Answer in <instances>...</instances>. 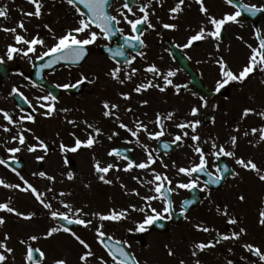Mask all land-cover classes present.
I'll list each match as a JSON object with an SVG mask.
<instances>
[{"label": "flooded vegetation", "instance_id": "1", "mask_svg": "<svg viewBox=\"0 0 264 264\" xmlns=\"http://www.w3.org/2000/svg\"><path fill=\"white\" fill-rule=\"evenodd\" d=\"M123 3L124 0H114L110 7V14L117 16L121 20V23L116 27L124 30L123 35L119 33V38H123L126 35H135L131 31V27L119 15L118 10L121 9ZM139 3L149 5V20L155 27L139 26L138 33L144 40L145 46H141L137 54H134L133 50L125 51L128 59L130 60L134 57V61L131 64L128 62L117 64L100 55L98 52L99 48L107 45L106 40L102 37L99 38L97 46L98 55L108 61L112 65V69L121 68L120 79L123 80V83L114 80L113 84L118 83L120 87L114 90L113 94L123 101H85L82 97L87 94L88 88L86 82H83L84 90L79 97L73 98L65 94L63 96L65 101L55 102V105L60 103L63 105L62 109H68V111H62L60 115H55L54 112L47 117L43 115L46 109L40 108L39 105L40 103L48 102L38 98L47 96L48 93L32 84L28 79L29 74L41 60L38 57L55 43L52 33L44 26L47 24L56 36H60L66 32L64 28L70 17L78 16L79 19L80 16L64 0H44V8L40 18L34 16L26 17L22 21L21 18L16 16H10L7 19L0 17V29L3 27H15L18 34L24 35L28 39L39 35L45 41L43 47L37 46L36 53L30 54V58L17 55L13 60L9 61L5 57V63L0 65V109L9 112L16 122L15 125H8L3 118L2 112H0V126L10 128V131L5 132L3 127H0V159H4L7 162L6 165H0V179L11 183L16 182L19 185L23 184L25 180L29 184H31L29 181L34 180V182L40 181L52 185L53 179L50 180L48 177H53V175L50 171H46L45 165L52 160L54 154H60L68 165V170L73 174V178L68 179V182L71 180V184L84 185L94 179L100 180L99 177L104 174L96 172L95 167L84 171L80 166H77V156L83 155V161L84 159L90 163L99 161L101 167H105L108 164L119 165L121 170L112 169L105 175V179L111 180L112 183L110 185L112 186L113 184L116 185V182L122 185L124 180H131L132 183L128 188L130 192L132 190L133 192L135 191L133 182L138 187H141L135 191L140 193L138 204L141 200L142 207L148 210V203L141 197L153 194L148 191L152 185L145 186L140 181L151 180L153 178L151 172L154 169L162 175H167L172 180L174 191L170 198L173 201L174 211L171 218L158 221L159 225L157 227L151 226L148 231L142 233V236H133V234L128 233L129 238L133 236L130 238L129 251L139 261V264H180L181 260L185 264H195L197 259L201 261V264H227L228 260H232L234 264H261L259 259L249 253L242 245L251 243L259 246L264 251V226L258 223L259 211L264 209V182H261L254 172L245 170L237 165L233 158L221 156L217 160L211 155V152L213 151L212 143L214 141L217 145H224L226 150L235 151L237 157L253 160L264 171V141L258 142L259 132L256 135L251 134V129L264 127V118L257 114H251L246 118L242 117L245 108L254 109L256 113L264 111V72L257 70L243 83L231 82L221 89L220 92L215 90L217 82L221 79L220 68L216 61L223 59L230 70L238 73L248 63L250 49L247 45L258 46L255 36L256 31L259 30L261 34H264V18L257 20L255 26L245 22L246 27H237L236 30H244L245 33L228 34L229 24H226L222 29L219 50L216 48L217 41L211 38L193 42L192 47L184 48V43L181 40L183 28L181 27L182 22L179 13L170 12V9L176 6L178 0H139ZM196 4V0H185L183 9L191 8ZM4 6L13 8L28 6L31 11H34V6L28 0H0V7ZM197 6L200 7L199 4ZM134 12L136 15L132 16L129 14V19H136L142 16V13L136 7H134ZM173 16L175 17L174 19L171 18ZM21 21L24 23L26 31L18 27ZM206 21L208 20L206 19ZM164 23L174 24L176 28L174 30L165 29L163 28ZM211 29L212 27L206 28V30ZM248 31H252V33H247ZM97 32L99 33V31ZM197 32L196 28L191 29L192 34L190 37ZM238 37H242V39ZM149 38L154 40L155 47L159 49L156 53L158 60L153 53L150 54L148 50H145L149 45ZM14 43L12 33L0 30V56H4L7 46ZM171 45L177 47L180 57L184 58L182 62L188 64L191 74L173 60L170 50ZM18 47L26 46L18 45ZM141 52L144 53L143 57L139 55ZM47 58L45 57L44 59ZM157 62L163 63V65L156 66L160 70V74L157 75L145 71L146 68ZM62 69L70 72V70H80L81 67H63ZM132 69H137L138 71L135 74H131ZM168 71L175 72L174 76L169 77L172 85H166L163 78ZM56 72L45 73V79L48 83L57 85L76 84L82 79L80 75L76 80L64 79L57 81L54 79ZM129 75H131L130 79ZM69 78L73 79L74 75L72 74ZM100 80V83L104 85L103 79L100 78ZM149 81L160 87L142 88L140 92L135 91L137 86L147 85ZM173 85L179 86V92ZM13 88H16L18 93H23V97H26L27 100L25 101L18 93H13ZM161 88L164 91H161ZM104 90L103 93H111L109 87ZM122 94H127L130 98L124 99ZM17 96L21 98V101H15L18 98ZM200 97L206 99V107L203 106ZM144 101H147V103H143ZM105 102L110 105H118V108L113 110L114 115L112 117L103 115ZM193 107L199 109L196 116L191 115ZM128 109H131V111H128ZM158 113L161 117H166L168 113L174 114L172 120L163 119L165 135L161 137L160 141L149 139L144 132L139 134L141 144L147 145L148 150H157L154 153V155L159 157L157 162L151 166V169L123 171L127 162L121 157L109 155V152L113 149H118L137 163L145 161L147 153L140 144L135 143L136 138L132 137L125 129H121L119 124L122 122L129 128L135 129L136 124L142 121L148 126L149 131L156 132L159 131V128L154 121ZM27 114L33 115L35 122L26 119L21 122L20 117ZM117 116L119 119L116 118ZM59 117L62 118L59 125H62L63 136L60 139L57 138L59 145L55 148L53 140L54 121ZM70 120L76 121V124L69 123L68 121ZM195 120H200L195 134L201 137L199 143L205 151L208 171L216 175V167L219 166L223 169L225 165L228 166L230 171L225 174V178L219 184L209 185L207 191L201 192L197 189L192 192L193 197L191 200L195 199V204H190V210L186 211L185 215H181L182 203L190 199L191 192L175 188L178 182H187L189 179L183 174H178L177 169L179 167H190L194 163L198 164L199 156L194 153L191 147L194 142L190 138H185L182 143H173L174 136L181 132L180 129L175 127V124ZM88 124L100 129L101 134L95 136L93 128H89ZM237 128L240 131H236ZM185 131L189 132V136L193 134L191 129H186ZM245 131L249 132L248 136L244 135ZM18 132L25 137L24 145H20L18 140L13 141L12 139L17 136ZM113 132L118 133V135L112 136ZM90 134L95 136L97 141L93 147L82 146L74 153L61 150V143L72 147L76 138L86 141ZM109 136H112V139H109ZM232 136H236L238 141L234 149L231 147ZM37 137L39 140L44 141L47 146L46 149L39 145ZM126 141L132 142L126 143ZM205 141L207 143H204ZM163 143L174 145L169 155L165 154V149L162 147ZM29 145L36 146V151L29 152ZM15 147H19L21 151L13 156L7 149ZM170 148L172 147L170 146ZM39 157H43V159H38ZM12 161L22 164L23 170L21 172L14 171L10 165ZM32 161L34 165H30ZM164 165H167V167H164ZM30 166L32 167L29 168ZM28 169H31L29 173ZM39 173H44L45 175L40 176ZM233 173H239V175H233ZM195 175L200 176V187L202 188L203 181L207 180L208 177L204 174H194L193 178H195ZM21 176H23V180L20 179ZM135 176L139 177L140 181L134 179L133 177ZM124 195L125 199H127V193ZM240 195L245 197L244 201L238 199ZM128 199H131L129 195ZM127 206V216L132 218L134 216V211L132 210L133 199H131V203L128 201ZM151 206L156 208L157 211H161L163 202L154 200L151 201ZM218 208L220 211H217ZM225 208L231 216L238 219L239 222L237 224L231 225L227 223L228 217L222 214ZM5 213L7 212L0 211V216L5 217ZM8 214L10 216H8L6 222L8 221V227L14 230V221L9 219L14 216V213ZM198 224L209 227L211 231L207 233L198 231L195 227ZM163 226L164 229L161 233L160 229ZM82 228L81 226L79 229ZM240 228H245L247 234L242 235L239 241H221L214 248L198 252L197 256L192 255L194 244L199 242L215 243L219 238L217 233L231 234L232 231L239 232ZM71 232H66L67 237H70L68 235ZM104 232L109 234V230ZM21 241H25V243H16L19 246L15 249H23L25 251L28 246H35V241L31 240L30 237H25ZM131 243H135L142 248L143 256L133 250ZM93 246L98 247L100 250L102 249L98 239L97 242H94L92 248ZM169 249L173 251L174 255L170 256L168 254ZM241 257L246 259H241ZM104 260L115 264L111 259L106 258ZM92 261L98 264L99 258H94ZM166 261H172V263H166ZM5 264L14 263L10 262L8 258ZM22 264H27V261L23 259Z\"/></svg>", "mask_w": 264, "mask_h": 264}, {"label": "snow or ice", "instance_id": "2", "mask_svg": "<svg viewBox=\"0 0 264 264\" xmlns=\"http://www.w3.org/2000/svg\"><path fill=\"white\" fill-rule=\"evenodd\" d=\"M30 4L34 6V11L29 12H22V15L27 17H36L40 18L42 16V10L44 8V0H28ZM64 2L67 3L70 7L74 8L75 11L79 14L80 18L77 21V26L75 28H72L65 32L63 35L56 36L53 30L46 24L44 27L48 29L49 32L52 33V38L55 41V43L47 49L42 55L38 57V59L43 60L45 57H51L47 63V65H44L42 67H51L53 64L59 63L60 61H70L71 63L75 64L79 61L83 60L84 57L87 54V46L92 45L96 42L97 39L103 38L105 40L110 39L111 37L117 35V32H119L121 35H123V29L116 27L121 23V20L117 18L115 15H111L108 11L110 0H64ZM77 3L82 4L85 9L88 10V13H90V16H85V13L81 11L79 7H77ZM196 3L200 5V12L203 13L205 16H207L208 23L212 25L211 30H206V27L202 26L200 30L192 35L188 42L183 45L184 48H190L193 45V42L201 41L206 38H211L213 40L217 41L216 48L219 50V41L221 40V32L223 27L231 23H239V17H241L242 12H247L251 15H256L257 13L264 12V7H259L257 5H249L245 3H237L236 0H225V3L230 5L231 7L235 8L236 11L234 13H226L222 18L217 19L213 15H209V9L205 6L204 0H196ZM185 4V0H178V3L175 7L170 9L171 13H179L183 11V5ZM134 7L139 9V12L142 13V16L136 19H129V14L132 16H135L136 13L134 12ZM149 5L148 4H141L139 3V0H124V3L122 4L121 9L118 10L120 17L123 18V21L126 22L130 27L132 33H138L139 32V26L146 25L147 28H154L155 26L150 22L149 20V11H148ZM0 17L7 19L8 17V9L7 6L0 7ZM171 18H175L174 16ZM18 27L24 31H26L24 23L21 21L18 24ZM95 27L96 29H99V33L97 31H93L92 28ZM163 28L165 29H175L176 25L174 24H168L164 23ZM6 33H12L14 37V44H9L7 46V50L4 54V56H0V65H3L5 63V57L7 60L11 61L13 60L17 55H22L23 57L30 58V54H35L37 51V46L43 47L45 45L44 39H42L39 35H36L32 37L31 39L26 38L24 35L17 33V28L12 27H3L0 29ZM81 34H85L84 36H81ZM256 39L258 41V46L253 47L251 44L247 45V47L250 49V55L248 58V63L243 66V68L238 72L235 73L232 70L228 68L227 63L223 59L217 60V64L220 68V75L221 79L216 84V92H220L221 89H223L226 85H228L231 82H239L243 83L245 80H247L255 71L259 70L260 72H264V34H261L259 30L255 33ZM239 39H242V37H238ZM124 45L130 46L132 48H135L137 45L145 46L144 40L141 38L140 34L135 35H126L123 36ZM18 45H24L26 47H18ZM179 47V46H178ZM110 52H112L113 56H123L124 51L122 48H117L115 51L112 49H109ZM141 57H143L144 53H139ZM134 61V57L130 60H128V63L131 64ZM138 71L137 69H132L131 74H135V72ZM145 71L153 74H160V70L153 64L150 65L148 68L145 69ZM120 73L121 68L116 67L115 69H112L109 71L108 75L112 77L114 80H118L119 82L123 83V80L120 79ZM175 75V72L168 71L166 75H164V81L166 85H172V81L169 79V77H172ZM131 78V75H129V79ZM86 77H82L80 83H83L84 80H86ZM78 84H64V85H57V87H63L64 89H69L73 87H77ZM149 87H157L159 88V85L152 84L151 81L147 85H140L135 88L136 92H140L142 88H149ZM177 89V92H179V86L173 85ZM161 91H164L163 88L160 89ZM13 93H18V90L16 88L12 89ZM25 101L27 100L26 97H23V93H18ZM124 99H129L130 97L127 94H122ZM39 100L46 101L48 103H40L39 107L46 109V111L43 113V115L51 116L55 111V102L57 100L56 96L52 95L51 93L47 96L39 97ZM201 101L203 102V106H207V101L204 97H200ZM143 103H147V101H144ZM105 111L103 115L105 117H112L114 115V109L118 108V105L112 104L110 105L108 102H105L103 105ZM61 111H68V109H62ZM128 111H131V109H128ZM199 109L196 107H193L191 109V115L196 116L198 114ZM0 112L3 114V118L7 121L8 125H15L16 122L13 120V116L9 114V112L4 111L0 109ZM251 114H257L261 118H264V111H260L258 113L255 112L254 109L245 108L242 113V117L246 118ZM173 113H168L166 117H161V115L158 113L157 118L154 121V123L158 126L159 131L151 132L148 129V126L144 124L142 121L138 122L136 124V128H129L126 124L120 123L119 127L121 129H125L127 132L130 133V135L135 139L136 144H140L141 147H143L147 153L146 160L143 162H135L132 159H130L127 155H124L121 153L118 149H113L111 152H109V155L111 156H118L124 159L127 163L126 166L123 168V171L130 172L133 169H140V170H147L151 169V166L157 162V159L159 158L158 155H154V153L157 152L156 149L148 150L147 145L141 144V141L139 139L140 132H144L148 135L149 139H154L157 141H160L161 137L165 135V128L163 124V119L172 120ZM119 119V117H116ZM35 122V118L31 114H27L26 116H21L20 121L24 120ZM71 124H76V121L70 120L68 121ZM87 124V122H85ZM200 124V120L195 121H184L179 122L175 124V127L180 129V134H176L173 139V143H182L185 138H190L194 144L191 145L193 148V151L195 154L199 156V163H194L190 167H179L177 169L178 174H183L187 176L189 179L187 182H178L175 185L176 189H185L189 192H195L197 189L199 191L204 192L208 190L209 185H217L225 178V174L230 171L227 165L221 169L219 166L216 167V175H213L212 172L208 171V161L206 159L205 151L200 146L199 141L201 140V137L198 134H195L197 131V128ZM89 128H93V131L95 133V136H99L101 134L100 129L94 128L93 125L88 124ZM3 127V131L8 132L10 131V128L7 126H0ZM186 129H191V132L193 133L191 136H189V132L185 131ZM236 131H240L239 128L236 129ZM257 132H259V140L264 141V127H261L259 129L253 128L251 129V134L256 135ZM118 135V133L113 132L112 136ZM245 136L249 135L248 131L244 132ZM95 136L89 135L88 139L86 141H81L79 138H76L75 144L72 147H68L64 145L63 143L60 144V148L63 152H77L82 146L91 148L93 145L97 142L95 139ZM112 136H109V139H112ZM13 141L18 140L20 145L25 144V137L23 134L19 133L17 136H14ZM39 141V145L46 149V145L44 144V141L39 140V138H36ZM132 141H126V143H131ZM237 137L232 136L231 137V147L234 149L237 146ZM204 143H207L205 141ZM163 149L167 150L170 145L168 143L162 144ZM213 151L211 152V155L214 156L217 160L220 159L221 156L224 157H231L234 159L235 163L239 165L241 168L254 172L258 179L261 182H264V171L261 170V168L258 167V165L251 159L245 160L243 157H237L235 151L226 150L224 145H217L214 141L212 143ZM8 152L11 154L18 153L21 151L19 147L10 148L7 149ZM29 152L36 151V146L29 145L28 146ZM38 159H43V157H39ZM162 162V161H161ZM6 161L4 159H0V165H6ZM95 171L98 173H103L104 175H101L99 179L103 181L105 184H111L112 181L105 179V175L109 173L112 169H116V171H120L119 165L116 164H108L105 167H101L99 161H97L94 165ZM164 167H167V165H164ZM194 174H204L208 177L207 180L203 181V187H200V176ZM19 175V173H17ZM40 176H44V173H39ZM152 179L151 180H144L140 181L139 177H133L134 179H137L140 181L143 185H152L148 189L149 192L153 193L152 195L141 197L143 200H145L148 203V210L145 208L136 209L135 206H132L133 211H140L144 213V217L141 222H138L135 227V231L137 232H146L148 229L155 225L158 221H162L165 218H171L174 207H173V201L170 198L171 194L174 191V188L172 187V180L169 179L167 175H162L158 172H156L154 169H152L151 172ZM233 175H239V173H233ZM73 174L71 172L68 173V179H72ZM21 180H23V176L20 177ZM48 179H54L53 177H48ZM24 184L27 185L25 188H21L19 184H8L4 180L0 179V186H3L5 188H14L19 189L20 191H31L32 194L35 196L36 200L39 201V203L45 208L51 210L52 205L50 203L45 202V200L42 198V194L37 191L35 187H33L31 184L28 183V181H24ZM167 185V187H166ZM121 187H125L123 184ZM51 191V189H49ZM134 194L139 196V192H135ZM60 195H64V193H61ZM240 201H244L245 197L243 195H240L238 197ZM154 200H160L163 202V208L161 211H157L156 208L151 206V201ZM195 199L184 201L182 203V211L181 215H185L187 208L190 204L194 203ZM63 203V202H62ZM65 208L69 209L71 211L72 206L70 204H64ZM0 211L7 212V213H14L16 216L23 217L25 220L32 219L33 214H24L19 211H17L15 208L10 206V201L6 203H0ZM217 211H220L218 208ZM83 213L82 209H76L75 210V217L76 218H69V215L64 213H59L56 211H51V216L53 219H61L67 221L68 224H79L83 225L84 227H89L92 224V220H84L80 218L81 214ZM224 216L228 217L227 223L231 225L237 224L239 221L236 217L231 216L227 209L225 208L223 213ZM84 215H87L86 213ZM93 216H98V218L101 221H120L127 218V211L121 210L116 211L113 209L109 214L103 215V214H97L92 213ZM258 223L261 226H264V209H261L259 211V219ZM5 224V219L3 216H0V226H3ZM196 229L198 231L202 232H209L211 229L209 227L204 225H195ZM103 226L101 225L96 229L97 238L101 245L105 246L108 249H111L109 251V255L111 256L112 260L115 262V264H139V261L135 258V256L130 255L129 252L125 251L123 247H119L118 245L121 243V241H116L117 247L114 249L111 248V245L105 244V237L106 233L102 230ZM63 230L64 232H70L71 230L67 227L64 228H57L53 227L47 232V237H51L53 234ZM129 231H133V229H129ZM247 230L245 228H240L239 232L232 231L231 234H220L217 233V236L219 237L215 243L212 242H199L194 244L192 255L197 256L198 252H203L206 249L214 248L216 244L220 243L221 241H229V240H236L239 241L241 239L242 235H246ZM71 235L75 238L76 241L79 242L80 245L83 246L85 251L80 255L79 259L81 261V264H95V262L92 261V258L94 257V252L92 251L90 245L82 239L79 235H77L75 232H71ZM10 239V237L5 234L3 239L0 240V264H5V262L8 260L9 255L13 253L14 249L8 247L7 241ZM31 240L35 241L39 239L37 236L30 237ZM108 239H112L110 236ZM21 243H25V241H21ZM124 243H127L126 241ZM130 247V245H129ZM249 253H251L253 256L257 257L261 264H264V251L261 250L259 246H255L251 243H245L242 245ZM231 251V249H229ZM35 253H39L40 257H44L45 253L41 251L39 248H33L32 246L27 247L25 260L27 261V264H38L35 256ZM122 257V259H117V254ZM168 254L174 255L173 251L169 249ZM241 259H246L245 257H241ZM55 264H66V261L63 259H58L55 261ZM98 264H107V262L101 257L99 258ZM180 264H185L183 260H181ZM195 264H201V261L197 259L195 261ZM227 264H234L232 260H228Z\"/></svg>", "mask_w": 264, "mask_h": 264}, {"label": "rangeland", "instance_id": "3", "mask_svg": "<svg viewBox=\"0 0 264 264\" xmlns=\"http://www.w3.org/2000/svg\"><path fill=\"white\" fill-rule=\"evenodd\" d=\"M243 2L248 3L250 5H257L259 7H264V0H243ZM205 6L209 9V15L215 16L217 19L222 18L226 13H234L231 11L229 7L222 0H204ZM8 9V17L16 16L18 18L25 19L27 16L22 15V12H29L31 9L28 6H21L20 8L7 7ZM170 9V8H169ZM200 7L197 4L191 8L183 9V11L179 12V17L181 19V27L183 28L181 40L183 43L188 42L191 33V29H197L198 31L202 26L209 29L212 27L211 24L206 21L207 16L200 12ZM240 23V22H239ZM67 26L64 30H70L77 26L76 23L70 21L66 23ZM229 27L227 30L228 34L233 33H243L240 30H236L237 27L234 26L233 23L229 22ZM209 26V27H208ZM242 26V24H241ZM246 26V25H245ZM193 27V28H192ZM244 27V25H243ZM95 31L94 29H92ZM187 33V35H185ZM245 33V32H244ZM247 33H250L248 31ZM62 34V33H61ZM60 35V34H59ZM85 34H82L84 36ZM58 36V35H57ZM180 39V37H179ZM99 39L96 40L98 42ZM94 43L89 45L91 51L93 52L89 59L85 61L80 70H70V72L66 70H61L54 75V79L57 81L61 80H76L80 75V77H86V82L88 81V92L82 98L85 101H123L120 100L116 95L113 94L114 90H117L120 86L119 84L114 82L111 76L108 75L109 71L112 70V65L102 59L97 53V46L99 43ZM148 46L145 49L148 50L150 54L153 55L158 60L156 53L159 51L157 47L154 45V40L149 38ZM155 66L163 65V63H153ZM74 75L73 79H70L69 76ZM97 76V77H96ZM100 78L103 79L104 85L100 83ZM106 87H109L111 93H103ZM104 88V89H103ZM103 89V90H102ZM61 101H65L62 100ZM264 101V100H263ZM61 106L56 108V114L61 113L59 111ZM62 121V118L59 117L54 121V147L56 148L59 145L57 143V138L60 139L62 137V125H59ZM60 129V130H58ZM77 166L81 167L84 171L92 168L95 163H90L84 159L83 155L77 156ZM30 165H34L33 161L30 162ZM46 171L53 175L52 185L49 183H42L40 181H29L33 187L37 189L39 193L42 194V198L45 202L50 203L52 205L51 210L45 209L39 201L36 200L35 196L31 191H20L19 189L14 188H5L0 186V203H5L10 201V206L15 208L17 211L24 214H33L32 219L25 220L23 217L14 216L9 218L14 221L15 229L12 230L8 226V221L6 222L8 213H5V224L0 226V240L3 239L4 235L7 234L10 239L7 241L8 247L14 249L13 253L9 255L10 262L14 264H22L23 257H25L23 250H16L15 248L19 246L21 242V238L37 236L39 239L35 240V246L39 248L41 251L45 253L42 264H55V261L58 259H63L66 261V264H78L81 263L79 257L85 251L82 245L79 244L78 241L70 234L67 237V233L63 230L53 234L51 237H47V232L53 228L57 227V224L54 222L51 216V211H56L59 213H64L69 215V218H76L74 213L76 209H82L83 213L80 218L84 220H92V224L89 227H84L78 232H75L82 239H84L91 247L94 252V258H105L104 254L101 253L98 248L92 245L96 242L97 233L96 229L103 226L102 230H109L110 237H113L116 240H121L123 242H130V238L136 235L137 231H135L136 224L141 222L144 214L140 211H135L134 216L132 218H127L120 221H101L98 216H93L92 213L109 214L113 209L116 211L126 210L128 201L131 203V199H128V195L132 192H129L131 180H124L122 183L125 187H121L120 183H117L116 189L112 187L110 184H104L102 181L94 179L89 182H86L84 185L71 184L68 182V173L70 172L67 168V165L64 163V159L60 154H54L52 160L47 162ZM30 166L29 168H31ZM31 169H28V173ZM72 173V172H71ZM75 177V176H74ZM137 177V176H135ZM1 178V177H0ZM4 180V179H2ZM8 184H16L5 181ZM128 183V184H125ZM21 188L27 187L24 183L20 185ZM139 188L133 182V189L137 191ZM51 189V191L49 190ZM133 191V190H132ZM124 192L127 193V199H125ZM64 193V195H60ZM63 202V203H62ZM64 204H70L72 206L71 211L65 208ZM142 201L138 204L136 198H133V206L136 209L144 208L142 207ZM87 215H84V214ZM15 219V220H14ZM129 229H133V231H129ZM133 234L132 237L129 238V234ZM139 235V234H138ZM133 250L138 252L143 256V250L140 246H137L135 243H131ZM94 262V261H93ZM166 263H172V261H166Z\"/></svg>", "mask_w": 264, "mask_h": 264}, {"label": "water", "instance_id": "4", "mask_svg": "<svg viewBox=\"0 0 264 264\" xmlns=\"http://www.w3.org/2000/svg\"><path fill=\"white\" fill-rule=\"evenodd\" d=\"M88 11V10H87ZM256 15H251V17H255ZM108 51V50H107ZM107 51H104V53L105 54H107L108 56H111V54L110 53H107ZM112 57H114V56H112ZM116 58V57H115ZM186 68V67H185ZM187 71L189 72V70L187 69ZM49 90L53 93V94H56V92H55V90L54 89H52V88H49ZM55 96H57V95H55ZM57 222L59 223V224H61L62 226H64V227H67V228H69V229H77L78 227H79V224H75V223H73V224H68L67 223V221H65V220H61V219H57ZM110 245H112L111 246V248H114V247H116L117 245L116 244H113V243H111L110 242ZM115 245V246H114ZM111 249H109V251H110ZM117 255V258H118V253L116 254ZM120 257V256H119Z\"/></svg>", "mask_w": 264, "mask_h": 264}]
</instances>
